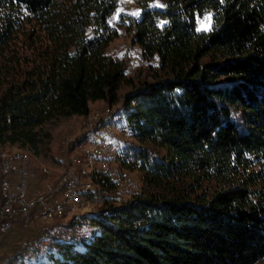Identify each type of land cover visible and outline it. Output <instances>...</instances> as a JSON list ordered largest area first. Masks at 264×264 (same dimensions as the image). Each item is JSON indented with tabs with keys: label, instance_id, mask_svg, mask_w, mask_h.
Masks as SVG:
<instances>
[{
	"label": "trees",
	"instance_id": "16d2710c",
	"mask_svg": "<svg viewBox=\"0 0 264 264\" xmlns=\"http://www.w3.org/2000/svg\"><path fill=\"white\" fill-rule=\"evenodd\" d=\"M134 2L139 14L115 24L154 60L151 80L106 52L118 0H0V153H39L45 123L112 104L124 83L121 128L136 142L125 165L141 183L118 203L102 196L81 248L55 240L57 255L27 264H252L264 257V0ZM93 182L117 192L102 174Z\"/></svg>",
	"mask_w": 264,
	"mask_h": 264
},
{
	"label": "rangeland",
	"instance_id": "374dc122",
	"mask_svg": "<svg viewBox=\"0 0 264 264\" xmlns=\"http://www.w3.org/2000/svg\"><path fill=\"white\" fill-rule=\"evenodd\" d=\"M138 12L139 7L135 4L134 0H118L117 8L109 17V23L116 25L118 34L110 41L106 52L111 55L124 56L126 60L125 75L132 77L134 81L138 79L151 80V68L148 65L153 66L155 63L154 60H141L139 48L131 42L130 33L125 30L122 24H115L120 20V15H133ZM209 13L206 12L197 18V29H201L200 21H203ZM205 25H207V21H205ZM130 87L127 84H121L116 90L117 98L115 102L110 105L103 100L94 104L89 103L88 110L83 115H72L45 123L44 127L50 132V139L47 146L40 147L39 153L33 154L25 148L23 150H26L28 155L24 152L6 153L7 151L5 150L1 152L2 154L0 153V165L2 158L10 157L12 167H19L25 164L28 162L29 157L34 155L36 158H33V163L36 165L32 166V168L38 169V166H40L52 179L55 178V181L52 182L49 180V176L42 177L40 180L45 184L42 183L39 189L40 191H44L47 187L54 185L55 182H61L62 176L66 173V168L67 171L69 169V171H72L78 177V184L75 188L76 194L74 196V199H76V207L74 209H65V214H54L45 218L43 216H40L41 218L39 217L42 220L50 219V223L41 230L43 233L44 230H48L50 234L44 236L42 233L38 235L40 231L38 234H35V240H32V245L35 246L42 242H47L41 252V256H39L40 259L50 261V257L57 255L53 244L54 240L71 241L77 248H81L82 243L87 241L97 230L96 226L89 224L86 216L97 212L102 201V196L103 198L111 197L113 203H118L121 200L129 198L120 193L123 192V189L130 197L137 193L141 184L139 173L136 169H131L125 165L127 157L124 153L126 143L136 144V142L128 135L125 129L121 128L124 110H120V105L123 95ZM95 138L96 145L95 143L93 145H87L88 140L93 141ZM65 149L69 155L66 154L64 163L62 156ZM3 154L6 156H3ZM87 155L92 156V165H88L84 160ZM72 158H78L79 161L73 162ZM26 170L32 171L28 163H26ZM106 172H116L117 177L111 179V177L106 175ZM14 173L13 178H25L16 172ZM8 174L5 175L2 173L0 167V176H10V172ZM97 174H102L114 182L117 192H108L102 195L98 193L93 182V177ZM30 175H33V172ZM30 175L26 172V176ZM24 188L20 191H24ZM93 193L96 198H94ZM51 196L60 198L59 190L52 193ZM45 200L49 201L50 198L46 197ZM46 201H43V205L39 204L37 207V212L39 211L40 215H42L41 212ZM20 244L22 245V243ZM22 259L25 261L30 260L27 257H22ZM252 264H264V257Z\"/></svg>",
	"mask_w": 264,
	"mask_h": 264
},
{
	"label": "built area",
	"instance_id": "2783aa9c",
	"mask_svg": "<svg viewBox=\"0 0 264 264\" xmlns=\"http://www.w3.org/2000/svg\"><path fill=\"white\" fill-rule=\"evenodd\" d=\"M91 142H95L96 145V138ZM66 154L68 153H66L65 149L62 156L64 163ZM26 163L19 167H11L7 162L4 165H0L7 166L10 169V176H0V184H3V191H0V233L10 228L14 218H18L23 225H26L30 220L31 214L36 211L38 200H45L46 197L50 198V200L46 201L45 213L61 211L62 214H65V208H75V199L73 198L72 191V183L75 181V178L74 175H71L67 171V168L64 174V182H55L54 185L47 187L44 191L33 190L30 195L24 194L23 191H18V184L26 185V181L12 182V172L24 171L29 172L30 175L32 172L26 170ZM110 174L111 178H114L113 173L110 172ZM58 190L60 192V198L52 197V193ZM120 193L127 196L124 189ZM93 196L95 197L94 193ZM47 233L49 231L44 230L43 235ZM33 239L35 240V237Z\"/></svg>",
	"mask_w": 264,
	"mask_h": 264
},
{
	"label": "crops",
	"instance_id": "0c3cea01",
	"mask_svg": "<svg viewBox=\"0 0 264 264\" xmlns=\"http://www.w3.org/2000/svg\"><path fill=\"white\" fill-rule=\"evenodd\" d=\"M98 101L100 100H94L90 102V104H94ZM3 149L7 151L6 153L8 152L9 153H23L24 152L28 155V152L26 150H23L24 148L18 147L15 144H6L4 145ZM3 156H6V155L3 154ZM33 158L35 159L36 157H34V155H31L28 159V165L31 168L32 166L36 165V164L34 165L33 163L34 162ZM38 168H40V166H38ZM32 169H36V168L33 167ZM16 173L18 174V172ZM38 177H39L38 174L37 176L36 174L26 176L24 179H21L20 177L19 178L14 177L13 182H16L17 179H19L18 182L25 180L26 187L24 188V186L23 187L21 186L22 187L21 188L20 186H18V189L20 191L21 189L24 188L23 193L26 195H30L33 190H39L42 186V183H44L43 181L38 179ZM38 215H40L39 211L38 212L34 211L31 214L30 220L26 225H23L18 219H14L12 221L10 228L5 232L0 233V253H4L7 255L12 252H16L15 257L11 259L9 262L0 261V264H16L18 261H22L23 263L27 264V263H36L39 261H44L43 259H40L39 256H41V252L45 248V245L47 244V242H42L38 244L37 246H35V245H32V240L35 234H38L42 229H44L50 223L49 221L50 219L42 220L40 219L41 217ZM97 231H98V228L94 233H96ZM42 233L43 231H41L38 235ZM25 242L27 244V247H24V246L22 247L20 243H25ZM22 257H25V258L27 257V259H30V260L25 261L22 259Z\"/></svg>",
	"mask_w": 264,
	"mask_h": 264
},
{
	"label": "bare ground",
	"instance_id": "6f19581e",
	"mask_svg": "<svg viewBox=\"0 0 264 264\" xmlns=\"http://www.w3.org/2000/svg\"><path fill=\"white\" fill-rule=\"evenodd\" d=\"M92 140H88L87 141V145H93L95 142H91ZM67 155H69V154H67ZM74 159V160H73ZM84 160L87 162V164L88 165H92V161H93V158H92V156H86L85 158H84ZM72 161L73 162H78L79 160H78V158H72ZM5 162H7V164L9 165V166H11L12 167V165H11V158L9 157V158H7V157H4V158H2L1 159V165H4L5 164ZM1 167V169H2V173H4L5 175H9L8 173L10 172V169L7 167V166H0ZM14 172H18V174L19 175H21V176H23V177H26V172H24V171H14ZM14 172H12V182H13V175H14ZM68 172L71 174V175H74V178H75V181L72 183V191H73V198H74V196H75V194H76V191H75V188H76V186H77V184H78V177H77V175H75V173H73L72 171H69V169H68ZM27 173H29V172H27ZM106 175H108L109 177H111V174H110V172H106ZM113 176H114V178H116L117 177V173L116 172H114L113 173ZM112 179V178H111ZM61 182H64V175L62 176V178H61ZM18 186H25V184H18ZM0 191H3V184H0ZM18 191H19V189H18ZM124 192H125V190H124ZM126 193V192H125ZM127 197H130V196H128L127 195ZM94 198H96V196L94 197ZM43 201H46V200H38V202H37V205H36V211H37V207H38V205L39 204H42L43 203ZM43 205V204H42ZM75 207H76V199H75ZM65 209H72V208H65ZM46 212V204L44 205V208H43V210H42V215H39V216H43L44 218L45 217H50V216H52V215H54V214H61V211H54L53 213H45ZM44 213V214H43ZM47 234H50V232L49 233H47ZM47 234H44V236L45 235H47Z\"/></svg>",
	"mask_w": 264,
	"mask_h": 264
},
{
	"label": "snow or ice",
	"instance_id": "6c2138e0",
	"mask_svg": "<svg viewBox=\"0 0 264 264\" xmlns=\"http://www.w3.org/2000/svg\"><path fill=\"white\" fill-rule=\"evenodd\" d=\"M221 2H223V0H221ZM161 7H163V5H160ZM139 13H134L133 15H138ZM205 21H207V25H205ZM211 22H212V14L209 13L203 21H200V24H201V29L203 30H210V27H211ZM163 23H166V22H162ZM201 29H198L201 30Z\"/></svg>",
	"mask_w": 264,
	"mask_h": 264
}]
</instances>
